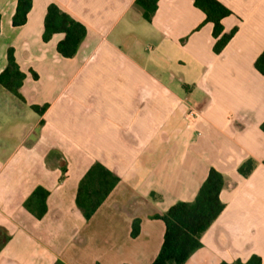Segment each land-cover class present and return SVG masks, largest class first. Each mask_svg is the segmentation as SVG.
I'll use <instances>...</instances> for the list:
<instances>
[{"label":"crops","instance_id":"crops-1","mask_svg":"<svg viewBox=\"0 0 264 264\" xmlns=\"http://www.w3.org/2000/svg\"><path fill=\"white\" fill-rule=\"evenodd\" d=\"M218 1L232 11L224 32L237 28L220 54L193 0H158L151 22L136 0H33L21 27L18 0H0V75L10 48L26 74L21 99L0 84V264H88L66 245L86 249L74 244L88 242L76 195L97 162L120 182L89 221L101 246L92 262L152 264L166 230L155 216L192 202L212 168L225 209L185 264L264 261V0ZM52 3L88 30L73 58L57 52L63 34L43 41ZM38 187L49 191L42 219L24 206ZM68 214L79 220L70 230Z\"/></svg>","mask_w":264,"mask_h":264},{"label":"trees","instance_id":"trees-1","mask_svg":"<svg viewBox=\"0 0 264 264\" xmlns=\"http://www.w3.org/2000/svg\"><path fill=\"white\" fill-rule=\"evenodd\" d=\"M193 1L195 7L205 14L204 23L213 24V37L216 40L213 50L216 54H220L237 32V28L230 33L224 32L223 20L231 16L232 11L218 0ZM136 5L142 9L144 19L151 22L158 9V0H136ZM32 6L33 0H18L12 21L14 27L26 24ZM56 34L64 35V39L57 45V52L64 58H73L78 53L88 30L84 24L64 12L57 4L52 3L47 8L43 41L49 42ZM255 67L264 77V51L257 58ZM34 77L37 78V75L34 74ZM25 79L26 74L16 61L15 50L10 48L8 65L0 75V84L21 99L20 89ZM33 108L41 114L47 107L34 106ZM261 130L264 132V122ZM255 166V162L250 159L240 166L239 173L248 177ZM119 182L120 178L103 164L97 162L90 167L80 181L76 195V206L86 220L94 216ZM224 185V176L212 168L192 202H177L165 214L155 216L164 222L166 230L161 250L152 264H185L202 247L203 234L225 209V204L220 198ZM48 197L49 191L38 187L24 206L37 219H42L48 212ZM140 225V219L134 221L131 233L133 238L139 236ZM220 264H264V261L260 256L252 255L245 262L242 260L232 263L224 261Z\"/></svg>","mask_w":264,"mask_h":264},{"label":"rangeland","instance_id":"rangeland-1","mask_svg":"<svg viewBox=\"0 0 264 264\" xmlns=\"http://www.w3.org/2000/svg\"><path fill=\"white\" fill-rule=\"evenodd\" d=\"M68 216H69L68 219L70 221H68L67 223V230H70L73 226L72 224L75 225V222H78L79 220H78V217H76L75 215L68 214ZM89 221L90 220H83V222H81L80 225H78V226H82L81 232L87 235L88 242L85 241L84 245H79L80 244L78 243L79 237L76 238L74 241V244L78 245V247H86L85 251L75 252L74 248L67 249V245H66V254L73 258H77V257L82 258L85 262H88V264H104L101 259L100 260L97 259L92 262V259L90 258L91 256L92 258H95L97 256V252L101 249V246L94 244L93 238L91 240V233L94 232L96 228H98V224L96 222L90 223ZM72 247H75V246H72ZM56 264H65V263L62 260H58Z\"/></svg>","mask_w":264,"mask_h":264},{"label":"built area","instance_id":"built-area-1","mask_svg":"<svg viewBox=\"0 0 264 264\" xmlns=\"http://www.w3.org/2000/svg\"><path fill=\"white\" fill-rule=\"evenodd\" d=\"M188 118L190 120H195L198 118V112L194 109H191L190 112L188 113Z\"/></svg>","mask_w":264,"mask_h":264}]
</instances>
